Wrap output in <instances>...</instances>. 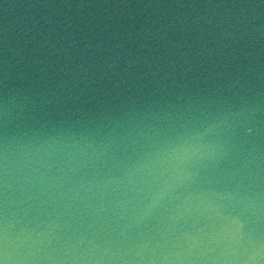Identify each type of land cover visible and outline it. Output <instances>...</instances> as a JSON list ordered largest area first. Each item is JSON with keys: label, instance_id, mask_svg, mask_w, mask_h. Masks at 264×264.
Masks as SVG:
<instances>
[{"label": "water", "instance_id": "water-1", "mask_svg": "<svg viewBox=\"0 0 264 264\" xmlns=\"http://www.w3.org/2000/svg\"><path fill=\"white\" fill-rule=\"evenodd\" d=\"M0 264H264V0H0Z\"/></svg>", "mask_w": 264, "mask_h": 264}]
</instances>
